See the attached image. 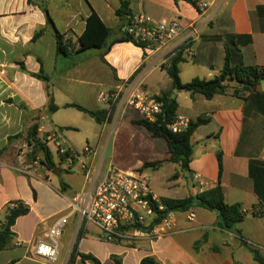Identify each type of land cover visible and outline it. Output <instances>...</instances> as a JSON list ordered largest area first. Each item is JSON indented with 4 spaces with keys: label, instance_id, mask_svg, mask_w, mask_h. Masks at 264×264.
I'll list each match as a JSON object with an SVG mask.
<instances>
[{
    "label": "crops",
    "instance_id": "0c3cea01",
    "mask_svg": "<svg viewBox=\"0 0 264 264\" xmlns=\"http://www.w3.org/2000/svg\"><path fill=\"white\" fill-rule=\"evenodd\" d=\"M128 2L132 14H146L156 22L178 20L185 27L194 24L199 28L198 38L184 50L182 83H189L181 77L185 65L201 71L202 77H191V81L219 76L226 48L232 51V67L264 69V0H213L212 8L204 12L184 0ZM120 6V0H0V231L5 228L4 209L8 204L22 202L30 208L11 228V241L0 252V264H43L36 247L47 241L49 230L61 218H67V223L58 239L59 258L55 264H67L80 230L79 252L92 254L102 264H115L113 256L123 264H140L148 256L158 264H258L250 248L264 255V213L260 214L264 212V200L255 192L251 169L256 178L264 177L260 172L264 168V80L245 97L234 95L231 88L210 100L173 90L166 69L178 52L174 48L180 39L160 50L115 41L126 28L125 16L116 14ZM92 12L112 30L105 52L80 51V37ZM58 35L74 50L65 46L66 53L60 52ZM247 35L252 38L250 45L232 46L235 37ZM40 74L47 82L38 77ZM166 83L170 89L164 92L161 85ZM123 85L139 86L158 97L169 95L178 104L176 115L192 122L209 118L191 141L193 153L187 172L191 191L173 197L159 195L151 186L160 199H184L220 185L225 202L240 204L245 212L244 221L237 226L241 235L218 227L215 212L193 208L196 221L190 223L179 213L175 231L167 238L118 244L108 242L97 225L70 209L71 200L86 183L87 170H93L89 187L94 188L109 166L124 171L141 167V162L134 165L126 159L125 138L134 136L131 126L161 148L151 154L152 161H144L143 165L170 158L167 142L152 138L137 125L140 117L135 111L121 115L112 103L99 99L100 93ZM49 94L57 107L54 111L49 109ZM73 105L90 112H107V118L97 123L88 113L70 107ZM30 134L48 148V139L57 137L69 155L55 156L52 152L55 168L49 169L39 146L29 140ZM27 143L35 148L27 161L29 172H24L17 155ZM87 147L91 152L85 151ZM36 159L38 164L33 162ZM142 168L147 174L148 168ZM181 174L174 181L175 188H179ZM254 207L258 215L253 214Z\"/></svg>",
    "mask_w": 264,
    "mask_h": 264
},
{
    "label": "built area",
    "instance_id": "2783aa9c",
    "mask_svg": "<svg viewBox=\"0 0 264 264\" xmlns=\"http://www.w3.org/2000/svg\"><path fill=\"white\" fill-rule=\"evenodd\" d=\"M194 6L204 12L212 8L213 0H192ZM216 8L214 11L216 12ZM126 33L147 50H160L168 47L178 39L177 51L183 46L189 48L199 36V28L194 24L183 26L178 20L154 21L146 14H131L127 17ZM183 35L182 38L181 35ZM74 48L68 43H63ZM173 52V51H172ZM176 53V52H175ZM264 72V69H263ZM99 99L104 103H112L116 112L124 115L127 111H135L141 119L156 122L162 114L164 103L158 96L137 86L123 85L110 92H102ZM191 119L176 115L166 128L172 134L185 133ZM51 152L58 156L69 155V150L58 142L57 137L48 139ZM33 144H25L19 151L17 158L20 170L29 172L27 161L34 155ZM85 151L91 152L90 148ZM96 155V151L92 152ZM38 164V160H33ZM93 170H87L83 189L71 200L70 209L81 214L84 220L97 225L105 234L108 242L132 240L134 243L148 241L150 243L167 238L174 233L178 212L169 211L163 219L154 224L157 217L156 205L163 210L160 198L154 193L149 176L141 169L124 171L115 166H109L104 178L94 187H89ZM186 220L194 223L197 215L194 210L183 213ZM67 218L58 219L47 234V241L40 242L36 247V255L43 264H55L59 258L58 239L64 233Z\"/></svg>",
    "mask_w": 264,
    "mask_h": 264
},
{
    "label": "trees",
    "instance_id": "16d2710c",
    "mask_svg": "<svg viewBox=\"0 0 264 264\" xmlns=\"http://www.w3.org/2000/svg\"><path fill=\"white\" fill-rule=\"evenodd\" d=\"M190 2L194 5L192 0H184ZM120 8L116 14L120 17L125 16V21L127 22V17L132 13L129 9L128 0H120ZM49 21L51 19L49 18ZM112 35V30L108 28L100 19V17L92 12L87 19V26L85 32L80 37V51H86L91 49L103 50L105 52L109 49V40ZM59 50L62 53H66V47L63 44L62 37L57 36ZM115 41H127L132 42L134 45L144 48L142 44L135 42L126 31ZM252 43L251 36H237L235 37L231 44L232 46H247ZM185 46L178 50L177 54L172 57L169 61V66L166 69L168 76L172 80L173 90L179 92H187L192 95L200 94L203 95L207 100L212 99L215 95L225 94L231 88L233 94L240 97H245L248 93H251L255 87L264 80V72L261 68L255 67H244L236 66L232 67L230 65V55L232 51L226 48V57L224 67L219 76L206 80L195 78L189 83H182L180 78V64L185 61L184 50ZM103 57V56H102ZM39 78L47 82V78L43 75H38ZM50 106L49 109L54 111L57 107L53 104V97L49 94ZM159 99L164 103L163 111L156 122H149L144 119H139L136 124L143 127L152 138H162L168 144L170 158L165 161L157 162H146L142 169L147 168H158L164 162H172L179 164L182 170L189 172V163L191 161V156L193 153L192 137L195 131L201 126L209 122V118L200 117L196 121L190 123L188 130L182 134H172L167 130L166 125L173 120L176 116V111L178 109V104L175 99L169 97V95L164 94L159 97ZM77 108L80 111L88 113L93 117L97 123H103L107 118V112H90L81 106L73 105L70 106ZM29 140L36 142L42 151L43 163L49 168H55V163L53 160V153L51 150L43 143L36 140L32 134L28 136ZM221 159V154H219V160ZM264 175V168L260 171ZM251 175L255 178V192L259 196L260 200H264V177L256 178V173L251 169ZM179 174L174 175V179L178 178ZM160 202L163 206V210L158 209L156 205L155 209L157 212L156 221L151 224L146 230L153 227L154 224L158 223L161 219L165 217L167 212L175 211L178 213L187 212L193 208H204L215 212L217 214V224L218 227L234 232L237 235H241L240 230L237 226L244 221L245 212L240 204H227L225 202L223 188L218 185L213 188L202 191L195 195H190L184 199H172V198H161ZM5 228L0 231V252L3 251L11 241V228L15 225L18 218L27 215L30 212V208L22 202H15L8 204L5 207ZM256 207L253 208V214L258 215L259 213L255 211ZM264 212H261L262 214ZM82 230H80L77 243L74 245L70 258L67 264H76L79 261L80 264H102L99 259H97L92 254H81L78 250V240ZM248 246L247 243H244ZM254 260L258 264H264V255L256 248H250ZM115 264H123L122 260L117 257H112ZM140 264H158L157 260L153 257H145L141 260Z\"/></svg>",
    "mask_w": 264,
    "mask_h": 264
},
{
    "label": "rangeland",
    "instance_id": "374dc122",
    "mask_svg": "<svg viewBox=\"0 0 264 264\" xmlns=\"http://www.w3.org/2000/svg\"><path fill=\"white\" fill-rule=\"evenodd\" d=\"M182 68L183 69H182L181 77L183 81L190 82L192 79L191 77H195V76L202 77L201 76L202 74L200 73L201 71L192 69L190 65L189 66L185 65V67L183 66ZM161 87L164 92H167L170 89L167 83L162 84ZM182 94H186V93L183 92ZM130 131H132L134 136H128L127 138H125L126 145L128 148L126 159H131L134 165L138 164V162H141L140 164L141 167L139 168L141 169L143 166V162L152 161L153 158L151 154L153 152L160 151L161 148L157 144L154 145L152 143V139H148L142 133L136 132L134 130V127L131 126ZM73 135L74 134H72V136ZM80 140L82 143L84 144L86 143L85 140L79 139V141ZM156 140L161 141V139H156ZM130 142L132 143L131 146H130ZM133 142L135 144L134 148H133ZM54 155L56 156V154ZM176 172L179 173V175L180 173H182L179 179V186H178L179 188L174 187V185L176 184L174 181H176L178 178L169 180V178L172 177L173 174H175ZM147 174L150 176L151 185L155 188V190L157 191L159 195H172L173 197H183L185 193H188L192 189L191 184L188 183L189 177H188L187 171L182 170L181 166L180 168H178V166L174 163L164 162L159 167L158 170L148 168ZM169 188H171L172 191ZM125 241L130 242V243L133 242L132 240H128V241L119 240L118 242H115V243H118V244L126 243Z\"/></svg>",
    "mask_w": 264,
    "mask_h": 264
},
{
    "label": "water",
    "instance_id": "95a60500",
    "mask_svg": "<svg viewBox=\"0 0 264 264\" xmlns=\"http://www.w3.org/2000/svg\"><path fill=\"white\" fill-rule=\"evenodd\" d=\"M36 129H34L33 136H35ZM4 229V226L2 227V230ZM106 235V234H105Z\"/></svg>",
    "mask_w": 264,
    "mask_h": 264
}]
</instances>
